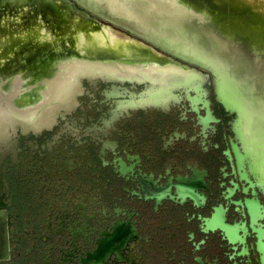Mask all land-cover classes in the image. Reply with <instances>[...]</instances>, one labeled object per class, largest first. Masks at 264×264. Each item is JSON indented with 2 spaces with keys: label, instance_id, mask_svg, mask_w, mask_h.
<instances>
[{
  "label": "flooded vegetation",
  "instance_id": "flooded-vegetation-1",
  "mask_svg": "<svg viewBox=\"0 0 264 264\" xmlns=\"http://www.w3.org/2000/svg\"><path fill=\"white\" fill-rule=\"evenodd\" d=\"M113 19L136 31L77 48L137 78H82L0 148V264H263L264 71L240 121L214 72Z\"/></svg>",
  "mask_w": 264,
  "mask_h": 264
},
{
  "label": "water",
  "instance_id": "water-1",
  "mask_svg": "<svg viewBox=\"0 0 264 264\" xmlns=\"http://www.w3.org/2000/svg\"><path fill=\"white\" fill-rule=\"evenodd\" d=\"M95 14L114 20L128 18L139 25V33L145 39L194 64H199L217 76V95L221 103L238 118L250 120L252 113L247 96L252 84L247 80L252 72L263 77L264 65L259 62L254 37L240 29L226 28L229 14L217 8L202 7L192 0H76ZM132 4L133 13H120L116 4ZM23 0H0V148L9 140L11 131L41 129L51 126L61 107L76 97L82 78L105 75L132 80L131 76L117 75L109 67L111 60L97 59L80 52L81 46L71 41L57 48L54 39L31 36L10 43L9 30L1 29L2 19H11L15 5ZM148 5V6H147ZM178 5L179 9L174 8ZM14 6V7H12ZM158 16L168 22L169 29L157 30L151 20L141 19ZM141 18V19H139ZM157 26V25H156ZM132 31H136L127 26ZM57 35V34H56ZM73 45L75 48L65 49ZM88 46V45H87ZM255 46V47H254ZM78 47V48H77ZM260 48V47H259ZM110 70V71H109ZM139 75L146 73L139 71ZM258 84L264 86L261 79ZM263 159L261 155H259ZM264 264V234L259 241Z\"/></svg>",
  "mask_w": 264,
  "mask_h": 264
},
{
  "label": "rangeland",
  "instance_id": "rangeland-1",
  "mask_svg": "<svg viewBox=\"0 0 264 264\" xmlns=\"http://www.w3.org/2000/svg\"><path fill=\"white\" fill-rule=\"evenodd\" d=\"M128 5L130 6L129 11L133 13L135 7L132 4ZM67 6L69 8H67ZM14 8L15 9H13V12H15L16 14L15 16H13L14 21L12 19H5L4 17L1 22L2 30L10 31L11 29L10 36L12 39H10V43L14 45H18L20 40L22 39L25 40L26 38H29L31 36H36L37 38H55L54 41L55 44L58 45L57 48H62L61 46L63 44L70 43V40H68L70 35H73L76 39L75 42L79 44L82 37L92 36L95 32L102 29H105L106 40H110V43H113L114 40L119 41V37L125 38L127 36H130L126 32L127 28L124 25L117 24L107 18L96 15L94 12L88 10L87 8L86 13L84 14L81 9L85 7L81 6L76 0H23V4H21L20 6L15 5ZM20 15H23V17H19ZM87 16L92 18H99L101 24H97L91 19L89 20ZM42 17H44V19H47V22L50 21L51 23L49 27L50 30L44 29V34L43 32H41L43 36L34 33V31L31 29L32 26L35 27L42 24ZM124 19L125 17L122 18V20ZM145 20H151L150 26L153 23L154 27L157 30L171 28V26H167L170 25L168 24V22L162 20L161 18L159 19L158 16H151L147 19H141L142 22H146ZM126 21L130 23L127 18ZM14 25L16 27L18 26V28H16ZM118 46H120V44ZM0 49H5V46L1 43Z\"/></svg>",
  "mask_w": 264,
  "mask_h": 264
},
{
  "label": "bare ground",
  "instance_id": "bare-ground-1",
  "mask_svg": "<svg viewBox=\"0 0 264 264\" xmlns=\"http://www.w3.org/2000/svg\"><path fill=\"white\" fill-rule=\"evenodd\" d=\"M170 2H175L174 0H169ZM182 0H180L181 2ZM200 6H206L208 8H217L219 11L229 14V18L222 19L225 21L228 27L240 29L243 33L254 37V43L259 47H255L256 53L258 54L259 62L261 65H264V0H192ZM118 3V2H117ZM120 7L116 4L117 8L120 9V13H132L129 11V5L118 3ZM66 7V5H65ZM67 8H69L67 6ZM174 8L179 9V6L176 5ZM10 9V8H9ZM11 12L14 10L11 8ZM10 18L13 20L15 12L10 13ZM19 17H23L20 15ZM48 18V17H47ZM43 22L39 26L31 27L34 33L38 35L44 34L43 30H50V21L47 22V19L42 17ZM49 19V18H48ZM14 21V20H13ZM13 23V22H12ZM15 26V25H14ZM46 28H45V27ZM16 27V26H15ZM18 28V26L16 27ZM228 29V31H230ZM28 30V28H27ZM11 31V29H10ZM10 31L9 36H10ZM43 32V34H41ZM40 33V34H39ZM230 34L231 31H230ZM115 41V42H114ZM113 43H110V40H106L105 29L95 32L92 36L82 37L79 45L85 46L86 48L93 49L94 47H118L119 41L114 40ZM110 43V44H109ZM88 45V46H87ZM117 45V46H116ZM84 47V48H85ZM264 71V69H263Z\"/></svg>",
  "mask_w": 264,
  "mask_h": 264
}]
</instances>
